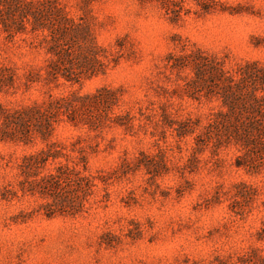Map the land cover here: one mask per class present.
<instances>
[{"label":"rangeland","instance_id":"obj_1","mask_svg":"<svg viewBox=\"0 0 264 264\" xmlns=\"http://www.w3.org/2000/svg\"><path fill=\"white\" fill-rule=\"evenodd\" d=\"M0 264H264V0H0Z\"/></svg>","mask_w":264,"mask_h":264},{"label":"trees","instance_id":"obj_2","mask_svg":"<svg viewBox=\"0 0 264 264\" xmlns=\"http://www.w3.org/2000/svg\"><path fill=\"white\" fill-rule=\"evenodd\" d=\"M32 157V156H31ZM48 157H46L47 159ZM51 159H55V157L53 156H50ZM28 160V159H27ZM60 172L57 171V175L56 176H53L50 180H55V182H57L58 184L61 183V181L69 184V183H74L70 178H67V176H62V175H65V174H59ZM49 185H53L51 183H49ZM79 185V184H77Z\"/></svg>","mask_w":264,"mask_h":264}]
</instances>
